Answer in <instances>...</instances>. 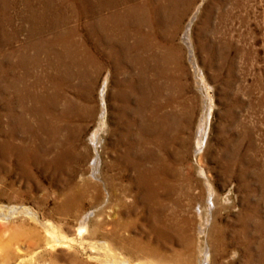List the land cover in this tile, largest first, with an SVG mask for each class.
<instances>
[{
	"label": "rangeland",
	"instance_id": "obj_1",
	"mask_svg": "<svg viewBox=\"0 0 264 264\" xmlns=\"http://www.w3.org/2000/svg\"><path fill=\"white\" fill-rule=\"evenodd\" d=\"M162 3L149 4L151 12ZM181 3L176 9L170 2V13L162 10L159 24L150 14L153 24L146 47L130 50L132 39L123 33L128 23L116 21L117 37L109 47L112 55L90 40L95 66L61 68L64 76L66 70L74 73L64 81V97L57 102L56 109L65 108L66 115L56 124L40 111L51 125L46 138L42 135V149L34 138L31 102L22 95L18 104L13 93L2 90L0 80V142L5 130H11L28 160L23 167L12 158L3 161L0 205L30 207L41 224L49 220L74 241L81 212L105 221L102 231L115 222L117 240H107L130 264H199L206 249L212 264H243L245 245L254 253L258 244L264 245V0ZM80 16L59 26L78 48L86 35L85 18ZM70 29L75 30L70 34ZM25 33L18 34L12 47H19L28 36ZM45 35L31 39L37 51H26L37 61L32 69L40 78L46 71L44 52L59 38L56 30ZM59 41L54 50L64 54ZM4 50L0 48V64ZM9 100L15 127L12 121L7 125ZM96 129L99 142L94 143ZM35 154L38 159L48 158L50 164L38 165ZM149 169L157 176L154 182L161 183L153 202L147 195ZM76 189L78 202L71 214L54 213L63 194ZM12 225L5 232L0 222V250L14 230L34 226L23 215L14 216ZM96 238H101L100 233ZM219 241L225 249L217 254ZM149 246L164 260L146 255ZM90 251L87 247L74 253L61 247L55 251L58 258L48 256V261L74 264L71 253L77 262L93 264Z\"/></svg>",
	"mask_w": 264,
	"mask_h": 264
},
{
	"label": "bare ground",
	"instance_id": "obj_2",
	"mask_svg": "<svg viewBox=\"0 0 264 264\" xmlns=\"http://www.w3.org/2000/svg\"><path fill=\"white\" fill-rule=\"evenodd\" d=\"M154 1H162L163 3L162 6L155 7L154 11L151 12V9L149 8V4L153 5ZM170 2H171L170 6H174L176 9H178V3L180 2V4H182L181 2H183V0H180L179 2L178 0H0V38H1L0 48L5 49L4 50L5 54L2 56L3 60L1 59V61L3 62L2 64H0V80L3 87V89L2 88L1 89L4 90L5 92L13 93V96L16 97L15 99L18 100L17 101L18 104L19 101H21L24 97L29 99V101L31 102L30 109L31 111H33L34 116H36V128H35L34 138L39 142L40 148L42 147V137H43L42 135L45 133V138H46V135L48 134L45 131L49 130V127L51 126L48 123V120L42 117V114L45 113L47 117H50L51 115L50 117L51 122L56 121V124L61 123L59 121H61L62 117L66 115L65 108L64 109L61 108V110L56 109L57 102L61 101L62 97H64V94L61 90L62 85H64V81H66L67 78H71L74 75V73H72L71 71L69 72V70L68 71L66 70L64 76L62 75V72L64 71L61 68L70 67L72 65H78V66L85 65V69H86L95 66L94 58L92 56V53H90L91 49L88 47L89 45L88 43L90 40H93V43L96 45L95 47H98V50H103V49L105 50V48L111 50V48L109 47L110 45L113 44V41L116 39L115 37H117V33H116L117 27L115 26L116 21L122 22L123 26L125 25V23L123 22L128 23V25L126 24L128 27L126 31L123 30L124 31L123 33L128 34L129 37L132 39L130 50L133 49L134 51H138L140 47L142 48L146 47L144 45L145 42H147L146 36H148V34L150 35L149 33L151 28L150 25L153 24L150 19L151 17L150 14L151 15L155 14L158 21L157 23L159 24L161 13L163 12L162 10H165V12L170 11V7H169ZM19 5L21 7L17 9ZM77 15L79 16L81 15L80 17L85 18L84 30L86 34L85 37L83 38L84 41L81 40L82 43H80L79 48L74 46L72 42H69V40L66 39L65 37L66 33L59 30L60 29L59 26H64V23L67 22L69 17H73ZM16 19L18 20L17 24L14 21ZM189 24L190 22L188 23V26L186 28V34H185L186 37H188ZM162 28L163 27H161V29ZM23 30L26 31L28 36H26V39L23 40L18 45L19 46L18 48H14L15 46L12 47L13 41L16 40L18 34H20ZM49 30L51 31L56 30L57 33L56 36L57 37L59 36V38L56 39V41L54 40L52 44L50 43L51 42L50 41L49 43L51 44V46L47 47V49L44 52L46 54L44 55V59L42 62H44L46 71H44V73L42 74V78H40L38 75L34 74L32 69L33 64L35 66L37 65V61L34 62L35 58L34 60H32V57L30 56L27 57L26 51H30V50L34 51L35 49L37 51L38 47H34V44H32L31 42L35 40L34 39L31 40V39L34 37L45 35ZM74 30L70 29L68 30V32L69 31L74 32ZM93 35L96 37H94ZM58 41L64 44V45L62 44L63 48L66 50L64 54H60L54 50L55 49L54 45H56L55 43L56 42L58 43ZM109 53L112 55V50L109 51ZM172 60L175 62V59ZM23 80L27 85L24 93L22 92L23 89L21 88L23 87L21 86V84L24 83ZM43 84L45 85V87ZM41 87H43L44 89L46 88V91L41 93L40 91ZM12 102L13 101L11 100L7 101L8 107L6 112L7 113L6 120L8 121L7 125L12 121L13 122L12 126H13L15 122V117L11 116L13 113L11 108ZM40 111H43L42 114H40ZM168 117L169 116H167V118ZM203 128H200V134L204 133ZM44 140L45 139H43V141ZM98 140H99V132L96 129L92 134V141L94 143H97L99 142ZM0 143H1L0 166L4 165L3 161L11 160V158L16 164L22 165V167H23V161L25 160L24 166H27L28 163L26 162L28 160H26L24 155H22L23 151H20V148H18L19 145L16 144V142H14V133L11 130H5V138ZM198 143H200V141ZM37 154L35 155L37 156ZM38 157L39 156L35 157L34 159L35 162L38 163V165H41V163H44V165L45 164L48 165L47 162L50 161L48 158L42 160V159H38ZM96 165L97 163L96 161H94L95 169L97 167ZM153 167L154 166H152V168ZM146 174L148 178L147 195L150 197V199L153 202L157 197V193H158L156 191L157 187L158 185L161 186V183L154 182L157 179V176L155 178L153 169L147 170ZM0 180H3L2 176ZM163 186H165V184H163ZM77 194H79L78 189H76L74 192L63 194L60 201H58V204H56L53 207V212L63 216L70 215L71 214L70 212H72L71 209L78 199ZM81 197L82 196H80V199ZM154 205H156V203ZM20 208L21 209L18 210V207H8V206L3 207L2 205H0V222L3 223L4 226L6 227L5 232L9 229V227H14V225H12L14 216L16 217L18 215H23L26 220H30V222L34 224V226L32 227H26L23 229L21 228V230L19 229L14 230V232L12 233V237H10L11 239H9L10 240L9 243L4 246V250H0V264H58L51 260L48 261V259H50L51 256L58 258V254H56L55 251L61 247L70 248L74 251V253L78 251L84 252V250L88 247L91 250L90 252L94 253V255L91 254L88 255V257H90L91 260L94 261L93 264H130L127 261V259L123 258L125 256L122 257L121 255L119 256L118 253H116L117 248H114L115 245L113 246L112 243H110L107 240V239H110L111 241L117 240L115 239L117 236L116 234L117 224L115 222L114 223L112 222L111 224L109 223L108 228L102 231L101 226L103 224H106L105 221L97 222L95 221V219H93L90 216V214L88 213L86 214L85 211L81 212V214L77 217L76 226L75 229L73 230L74 233L77 234L78 236L77 240L74 241V239L68 240L67 239L68 237L62 234L61 229L55 226L49 220H46L41 224L38 215L30 207L23 206ZM63 219L64 218H62V220ZM9 224L12 226H10ZM38 226H43V229H39ZM98 233H100L101 238H96ZM19 241H22L21 243L25 244L24 246L26 247L25 251L21 250ZM216 246L217 248H215L216 250L215 252H217V254H220L225 249L224 243L222 241H219L218 245ZM250 247L251 246L248 245H245L244 247L245 256L243 259V264H264V245H262V243L258 244V249L256 253L252 252ZM154 248L150 246L146 247V249H144V252L146 253V255L150 256L151 258L157 257L159 261L164 260V257L159 252L156 251V248L155 249ZM68 255L71 257L72 263L82 264L81 262L76 261L74 254L72 256L71 253H68ZM48 256L50 257L48 258ZM153 261L155 262L156 260ZM148 264H152V263H148ZM199 264H212L211 254L208 253L207 249L205 252H203V259L200 261Z\"/></svg>",
	"mask_w": 264,
	"mask_h": 264
}]
</instances>
